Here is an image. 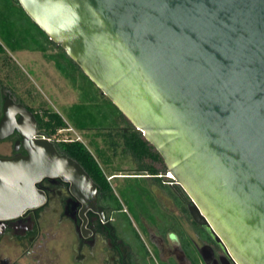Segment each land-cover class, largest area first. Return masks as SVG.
<instances>
[{
	"label": "water",
	"instance_id": "obj_1",
	"mask_svg": "<svg viewBox=\"0 0 264 264\" xmlns=\"http://www.w3.org/2000/svg\"><path fill=\"white\" fill-rule=\"evenodd\" d=\"M18 2L159 152L236 264H264V0ZM28 152L0 159V219L43 199V177L96 203L49 138Z\"/></svg>",
	"mask_w": 264,
	"mask_h": 264
},
{
	"label": "flooded vegetation",
	"instance_id": "obj_2",
	"mask_svg": "<svg viewBox=\"0 0 264 264\" xmlns=\"http://www.w3.org/2000/svg\"><path fill=\"white\" fill-rule=\"evenodd\" d=\"M24 35L39 48H20ZM12 44V52L43 54L47 40L27 28ZM49 46L58 56L60 47ZM18 72L11 53H0V159L28 157V149L47 137L40 119L54 112ZM49 139L55 147L62 141ZM104 160L99 164L110 185L122 178V191L130 187L121 207L78 161L97 186L96 203L79 198L69 181L43 177L35 183L43 199L0 219V264H236L222 242L194 219L190 197L165 163L149 172L129 159L133 168L109 175ZM136 182L142 184L138 189Z\"/></svg>",
	"mask_w": 264,
	"mask_h": 264
},
{
	"label": "trees",
	"instance_id": "obj_3",
	"mask_svg": "<svg viewBox=\"0 0 264 264\" xmlns=\"http://www.w3.org/2000/svg\"><path fill=\"white\" fill-rule=\"evenodd\" d=\"M4 7L8 10L5 15H0V35L2 41H0V53H5L3 41L13 48L12 38L18 36V33L14 31L17 28H23V30L37 29L43 36L46 37L47 44L55 45L48 36L28 17L20 6L18 0H3ZM20 37H23L21 35ZM28 37L24 35V39H20L19 47L28 48L33 50L39 48L34 44L28 42ZM43 54L54 59V55H48V48H41ZM60 51L64 54L69 62L80 71V73L95 86L100 95L107 100V106L104 107L99 102L95 103V109L92 113L88 111L89 104L80 103L72 106L68 112L69 120L76 125L80 130H96L94 137H102L109 150L112 151L113 155L120 154L122 157L131 159L135 166L143 170L154 171V166L162 164L164 166V160L159 152L147 142L142 134L137 131L132 124L124 117V115L118 110V108L96 87V85L83 73L80 67L73 62L60 47ZM58 62L61 59L57 58ZM84 89V87L82 88ZM84 100H88V93L84 91ZM87 99V100H86ZM97 101V100H96ZM90 119L92 121L86 120ZM90 122V123H88ZM96 123L99 124L95 127ZM123 124L126 127L122 128L120 125ZM40 126L43 130L44 135L48 138H52L59 130H65L70 128L69 122L64 119L59 113L51 112L45 115V118L40 119ZM58 152L62 155H66L76 161H78L100 184L105 188L108 196L115 201L118 207H121V203L115 196L114 191L110 183L107 181L103 169L99 164V158H104L105 164H110V158L106 157L105 149L99 148L96 145V154L92 153L89 148L80 140H62L56 143Z\"/></svg>",
	"mask_w": 264,
	"mask_h": 264
},
{
	"label": "rangeland",
	"instance_id": "obj_4",
	"mask_svg": "<svg viewBox=\"0 0 264 264\" xmlns=\"http://www.w3.org/2000/svg\"><path fill=\"white\" fill-rule=\"evenodd\" d=\"M8 10L3 5V0H0V15H5ZM15 33L23 34V28H17ZM0 41L2 37L0 35ZM6 51L13 57L16 63V69L22 76L24 83H27L29 89L43 99L52 111L59 113L69 124V130H59L56 135L52 137L53 140H80L89 148V150L96 154V145L99 148L105 149L106 157L110 158L109 166L105 168L106 172L110 175L113 172L121 173L123 169L133 168V164L129 159H125L122 155H113L112 151L108 149L102 137H94L96 130H80L68 118V112L72 106L80 103L89 104L88 111L92 113L95 109V103L99 102L104 107L107 106V100L98 92L93 84L86 80V78L78 71L71 62L64 58L62 51L56 52L47 44V54L55 55L60 58H48L38 51H20L12 52V47L8 46L3 41ZM84 87V89H82ZM86 91L88 100H84ZM97 100V101H96ZM88 121H92L87 119ZM90 123V122H88ZM99 124L96 123L95 127ZM120 127L126 126L121 124ZM100 161L103 158H99ZM142 185L139 182L135 183V188L138 189ZM114 193L122 203V199L126 197L130 187L122 191V178L112 182ZM143 187V186H142Z\"/></svg>",
	"mask_w": 264,
	"mask_h": 264
}]
</instances>
